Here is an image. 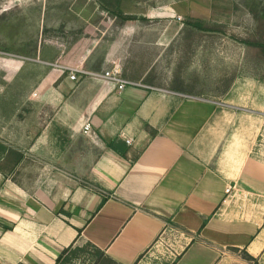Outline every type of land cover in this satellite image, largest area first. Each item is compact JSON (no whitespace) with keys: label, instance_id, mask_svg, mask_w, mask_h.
I'll list each match as a JSON object with an SVG mask.
<instances>
[{"label":"crops","instance_id":"crops-1","mask_svg":"<svg viewBox=\"0 0 264 264\" xmlns=\"http://www.w3.org/2000/svg\"><path fill=\"white\" fill-rule=\"evenodd\" d=\"M79 29L77 43L44 59L16 54L21 39L6 52L0 35V143L20 153L15 178L0 169V222L11 227L0 226V264H56L66 248L88 243L115 263L135 264L168 230L181 248L173 264H264V171L251 156L233 171L215 167L218 106L166 77L176 70L165 59L166 38H135L145 29L133 23L90 21ZM65 66H117L152 88L73 80ZM23 77L31 89H22ZM247 85L237 79L228 89ZM71 137L95 151L91 161ZM114 140L126 155L109 147Z\"/></svg>","mask_w":264,"mask_h":264},{"label":"rangeland","instance_id":"rangeland-1","mask_svg":"<svg viewBox=\"0 0 264 264\" xmlns=\"http://www.w3.org/2000/svg\"><path fill=\"white\" fill-rule=\"evenodd\" d=\"M90 21L141 25L145 30L135 38L165 37L169 43L165 59L176 65L175 72L167 70L166 77L175 75L180 84L218 106L213 121L212 149H218L215 167L221 172L233 171L251 156L264 171V88L254 89L264 84V54L259 46L242 42L250 38L263 41L264 0H0V35L5 36V50L10 52L14 40L21 39L22 46L16 47L21 53L16 54L27 60L33 55L38 59L60 57L69 44L78 42L84 34L79 28ZM199 21L209 31L196 28ZM103 27L97 35H105ZM110 32L112 38L119 36V31ZM149 53L154 59L157 48L151 47ZM237 79L250 85L228 89ZM18 82L7 81L6 85ZM0 83L4 84L2 78ZM31 86V79L23 77L22 89ZM249 97L255 107L248 105ZM260 99L263 105L259 109ZM69 139L73 149L86 151L85 162L92 160L95 151L83 141ZM0 144V169L13 179L20 153L10 143ZM178 240L175 232L165 231L136 264H173L181 251ZM95 259L96 251L86 246L82 255L68 253L60 264H94Z\"/></svg>","mask_w":264,"mask_h":264},{"label":"built area","instance_id":"built-area-1","mask_svg":"<svg viewBox=\"0 0 264 264\" xmlns=\"http://www.w3.org/2000/svg\"><path fill=\"white\" fill-rule=\"evenodd\" d=\"M64 71L65 72L69 71V76L73 80H76L79 75H85L95 79L107 81L108 83H111L119 90H124L127 87L152 88L144 84L142 81H134L123 77L122 71L117 66H114L113 68L105 71H89L82 66H76V67L65 66ZM91 127H92L91 123H87L85 125V133H88ZM126 142L128 144H132L133 140L126 139ZM232 189H233L232 186L228 187L227 192H230Z\"/></svg>","mask_w":264,"mask_h":264},{"label":"trees","instance_id":"trees-1","mask_svg":"<svg viewBox=\"0 0 264 264\" xmlns=\"http://www.w3.org/2000/svg\"><path fill=\"white\" fill-rule=\"evenodd\" d=\"M125 18L131 19L130 17H125ZM203 24L204 23L199 21V22H197L195 24V27L200 29V30H203V31H209ZM242 42H244L246 44L259 46L261 48L263 54H264V36H263V41H261V42L260 41H255V40H253L251 38L250 39H246V40H244ZM108 145H109L110 148H112L113 150L119 152L120 154L126 155L125 151L127 149H125L123 147V145H122V143L120 141L114 140V141L108 143ZM0 147L2 148L3 146L0 144ZM19 156H20V154H19ZM61 213L65 214L67 216H70V213L65 211V210H62ZM0 226H3V228L6 229V230L11 229V227L8 226V225H2L1 222H0ZM86 246H90L96 251L97 259H95L94 264H109V263L118 264V263H115L114 261H112L110 258L106 257V255L104 254V252L102 250H100L99 248H97L96 246H94L91 243H88L84 247H79V246L74 247L73 245H71L70 247L66 248L61 253V255L57 258L56 264L62 263L63 259H65V256L68 253H72L75 257H78V256L82 255L86 251Z\"/></svg>","mask_w":264,"mask_h":264},{"label":"bare ground","instance_id":"bare-ground-1","mask_svg":"<svg viewBox=\"0 0 264 264\" xmlns=\"http://www.w3.org/2000/svg\"><path fill=\"white\" fill-rule=\"evenodd\" d=\"M263 95V94H262Z\"/></svg>","mask_w":264,"mask_h":264}]
</instances>
